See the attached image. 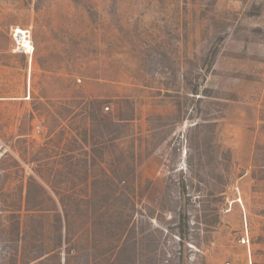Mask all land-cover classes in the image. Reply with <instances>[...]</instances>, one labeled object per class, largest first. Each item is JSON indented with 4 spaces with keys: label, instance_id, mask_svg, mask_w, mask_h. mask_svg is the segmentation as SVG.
<instances>
[{
    "label": "rangeland",
    "instance_id": "1",
    "mask_svg": "<svg viewBox=\"0 0 264 264\" xmlns=\"http://www.w3.org/2000/svg\"><path fill=\"white\" fill-rule=\"evenodd\" d=\"M0 264H264V0H0Z\"/></svg>",
    "mask_w": 264,
    "mask_h": 264
},
{
    "label": "bare ground",
    "instance_id": "2",
    "mask_svg": "<svg viewBox=\"0 0 264 264\" xmlns=\"http://www.w3.org/2000/svg\"><path fill=\"white\" fill-rule=\"evenodd\" d=\"M15 40L18 43L22 44V46L24 47V50L26 51V53L30 52L31 46H30V43L26 40L25 32H23L22 30L17 28L16 29Z\"/></svg>",
    "mask_w": 264,
    "mask_h": 264
},
{
    "label": "built area",
    "instance_id": "3",
    "mask_svg": "<svg viewBox=\"0 0 264 264\" xmlns=\"http://www.w3.org/2000/svg\"><path fill=\"white\" fill-rule=\"evenodd\" d=\"M25 32H26V38H27V40H28V38H29V36H28V32H27V31H25ZM13 35H14L13 37H14V42H15V44H16V48H17V50H18L19 52H21V53L26 54V52H25L24 47L22 46V44H21V43H18V42L15 40L16 29L14 30V34H13ZM28 42L31 43L30 40H28Z\"/></svg>",
    "mask_w": 264,
    "mask_h": 264
},
{
    "label": "trees",
    "instance_id": "4",
    "mask_svg": "<svg viewBox=\"0 0 264 264\" xmlns=\"http://www.w3.org/2000/svg\"><path fill=\"white\" fill-rule=\"evenodd\" d=\"M108 124H111V123H108Z\"/></svg>",
    "mask_w": 264,
    "mask_h": 264
}]
</instances>
